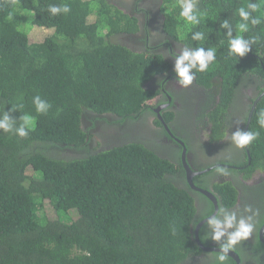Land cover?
Returning a JSON list of instances; mask_svg holds the SVG:
<instances>
[{
  "label": "trees",
  "instance_id": "obj_1",
  "mask_svg": "<svg viewBox=\"0 0 264 264\" xmlns=\"http://www.w3.org/2000/svg\"><path fill=\"white\" fill-rule=\"evenodd\" d=\"M176 2L163 0V5ZM248 2L258 0H199L209 16L183 40L177 31L183 25L179 8L161 11L163 30L173 39L193 48H216L215 65L197 72L204 89L218 93L202 109L203 114L208 110L214 129L238 86L250 76L257 80L258 94L263 93L247 131L260 136L247 145L250 175L264 169V128L257 124L264 108V31L253 26L242 34L261 40L245 56L234 57L228 54L227 30L220 28L224 19L235 28L236 9ZM63 4L68 13L48 11L49 5ZM23 11L29 12L31 24L53 32L29 42ZM136 21L108 0H0V115L8 113L13 129L23 113L35 118L25 137L0 129V264H179L203 252L193 228L205 214L195 218L188 185L175 183L178 153L169 157L135 140L90 149L91 126H81L86 112L134 119L155 94L145 83L166 70L164 56L132 51L110 38L120 30L136 31ZM194 31L204 32L205 39L191 40ZM36 95L50 103L47 114L35 111ZM19 103L23 109H13ZM213 187L225 192L224 207L235 203L231 180ZM44 199L55 218L38 214ZM210 205L206 214L212 212ZM199 239L204 243L200 233Z\"/></svg>",
  "mask_w": 264,
  "mask_h": 264
},
{
  "label": "flooded vegetation",
  "instance_id": "obj_2",
  "mask_svg": "<svg viewBox=\"0 0 264 264\" xmlns=\"http://www.w3.org/2000/svg\"><path fill=\"white\" fill-rule=\"evenodd\" d=\"M108 1L123 13L134 16L138 26L136 31L114 32L110 35L111 41L132 51L162 54L167 60L168 67L145 83V86L155 90V94L143 103L136 118H126L124 115L122 116L124 119L118 121L116 117L118 115L110 111L101 114L86 112L82 115V128L91 126L87 130L88 147L92 149L97 146L99 149L135 140L152 145L169 157L178 153L175 159L178 170L173 176L177 185L183 184V180L186 182L187 173L183 166L185 160L191 170L197 172L193 176L194 184L211 192L218 207L223 206L221 196L223 191L214 188L213 185L221 180H231L235 185V203L225 207L226 210L239 209V218L240 214L252 215L251 212L242 213L245 205H251L260 212V215L253 219L264 221V169L255 168L247 175L246 167L250 162L248 147H236L225 135L226 132L231 135L237 129L247 131L248 118L251 117L252 107L259 95L257 80L250 76L246 78L244 84L238 86L225 112L220 115L222 124L218 130L214 129L208 110L203 114L202 109L211 98L218 97V93L212 95L210 90L204 89L198 82L197 72L190 85L185 87L177 82L174 57L171 54L179 55L183 47L190 46L173 39L163 30L164 15L160 13L159 0ZM216 99L218 102L219 99ZM84 151L85 149L80 150ZM66 152L74 153L73 150ZM188 188L195 201V218L206 214L211 208L210 204L214 208L209 197L189 186ZM202 219L204 217L195 223L194 228ZM261 227L235 247L234 252L239 258L238 264H264V244L259 236ZM199 233L204 240L203 244L207 246L217 247L224 240L223 237L220 242L210 238L204 239L205 233H210L206 222L199 227ZM215 252L203 250L202 253L179 264H215ZM227 262L236 264V260L231 256L225 264Z\"/></svg>",
  "mask_w": 264,
  "mask_h": 264
},
{
  "label": "clouds",
  "instance_id": "obj_3",
  "mask_svg": "<svg viewBox=\"0 0 264 264\" xmlns=\"http://www.w3.org/2000/svg\"><path fill=\"white\" fill-rule=\"evenodd\" d=\"M199 0H177L174 4H169V11H173L179 8L178 19L183 21L182 27H178V35L181 40L184 39L186 32L191 27L196 26L208 18L209 13L207 10H203L198 7ZM163 0H159L160 13ZM264 5V0H258V2H248L246 6H240L236 9L235 14L238 15L239 21L236 23L235 28L229 23L227 19H224L220 23V28L226 29L224 33L227 39L228 54L234 57H243L250 51V46L260 42V35H249L245 37L244 33H248L253 26H260L264 31V12L261 11V7ZM48 11L52 15L61 13H68L70 8L67 4L63 5H49ZM255 13V15H253ZM235 31V35H233ZM191 40L203 41L205 39V33L201 31L191 32ZM28 36V35H27ZM178 41V40H177ZM180 41V40H179ZM181 42V41H180ZM221 45L224 41H220ZM174 57V72L175 78L179 85L188 86L193 82L196 72L206 73L211 70V66L216 62V48L209 47H183L179 55L175 53L171 54ZM192 70H195L193 72ZM32 104L35 107V111L39 114H47L50 103L42 99L39 95L32 98ZM13 109H23V103L14 104ZM35 118L27 113H23L19 117V125L13 129L15 123L10 119L7 112L0 115V129L4 132H15L20 137L28 135L29 131L34 128ZM257 124L260 128H264V108L260 109L257 113ZM226 137L238 148H244L251 144L254 140L260 136L259 131H241L237 129L229 135L225 133ZM222 171V170H221ZM188 185V184H187ZM240 210L227 211L224 206H219L215 210V214H205L204 218L207 227L210 229V233H205L204 239H212L213 241L220 242L223 237V242L219 243V250L215 252V264H225L229 259V251L235 250V247L242 241L247 240L253 235L254 230L258 227L264 226V221L254 220L253 217L260 215L259 209H253L251 205H245L242 209V213L251 212L252 215L240 214L238 218V212Z\"/></svg>",
  "mask_w": 264,
  "mask_h": 264
},
{
  "label": "water",
  "instance_id": "obj_4",
  "mask_svg": "<svg viewBox=\"0 0 264 264\" xmlns=\"http://www.w3.org/2000/svg\"><path fill=\"white\" fill-rule=\"evenodd\" d=\"M263 93V92H262ZM262 93H260L256 99V101L260 98V96L262 95ZM255 101V103H256ZM255 103L252 107V110L254 109V106H255ZM250 120V116L248 118V122ZM184 154V153H183ZM183 166L185 168V171H186V182L188 184V186L191 188V189H194V190H197L203 194H205L207 197H209L213 204H214V208H213V212L212 214H215V210L218 209V205H217V202H216V198L213 194H211V192H209L207 189L205 188H202V187H199L197 185L194 184V181H193V176L197 174V172H194L193 170H191L189 164L187 162H185V160H183ZM206 218L202 219L200 222H198V224L196 225V227L194 228V231H193V239L195 241V243L204 251H218L219 250V247L217 246H207V245H204L201 240L199 239V227L204 223L206 222L205 221ZM263 232H264V226H262L260 228V231H259V236H260V239L262 241V243L264 244V237H263ZM229 256H231L232 258H234L236 260V264H238V261H239V258L237 256V254L230 250L229 251Z\"/></svg>",
  "mask_w": 264,
  "mask_h": 264
},
{
  "label": "rangeland",
  "instance_id": "obj_5",
  "mask_svg": "<svg viewBox=\"0 0 264 264\" xmlns=\"http://www.w3.org/2000/svg\"><path fill=\"white\" fill-rule=\"evenodd\" d=\"M166 9L168 10V6L167 8H165L164 5L161 6V10L167 11ZM23 13L25 15V22L23 23L22 28L26 31L29 42L41 41L44 37L48 36L50 33L53 32L52 28L40 27V26L31 24V22L28 21L30 20V18L28 19L29 12L23 11ZM103 32H106V30L104 29ZM32 172L33 171L29 168L28 173L31 174ZM37 212L39 215L44 214L48 218L56 217V212L47 199L42 200V204Z\"/></svg>",
  "mask_w": 264,
  "mask_h": 264
}]
</instances>
